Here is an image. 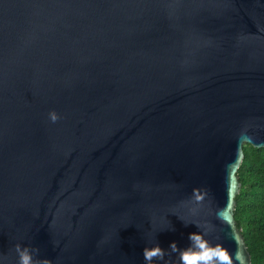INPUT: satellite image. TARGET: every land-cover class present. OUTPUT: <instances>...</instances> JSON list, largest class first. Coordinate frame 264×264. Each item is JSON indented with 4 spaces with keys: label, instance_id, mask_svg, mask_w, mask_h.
<instances>
[{
    "label": "water",
    "instance_id": "obj_1",
    "mask_svg": "<svg viewBox=\"0 0 264 264\" xmlns=\"http://www.w3.org/2000/svg\"><path fill=\"white\" fill-rule=\"evenodd\" d=\"M246 144L264 147V0H0V264L18 244L184 264L190 233L209 264H252Z\"/></svg>",
    "mask_w": 264,
    "mask_h": 264
},
{
    "label": "trees",
    "instance_id": "obj_2",
    "mask_svg": "<svg viewBox=\"0 0 264 264\" xmlns=\"http://www.w3.org/2000/svg\"><path fill=\"white\" fill-rule=\"evenodd\" d=\"M244 153L238 170L241 189L236 196L234 214L252 264H264V147L246 144Z\"/></svg>",
    "mask_w": 264,
    "mask_h": 264
},
{
    "label": "clouds",
    "instance_id": "obj_3",
    "mask_svg": "<svg viewBox=\"0 0 264 264\" xmlns=\"http://www.w3.org/2000/svg\"><path fill=\"white\" fill-rule=\"evenodd\" d=\"M51 119L55 121L57 119L56 115L53 113L51 114ZM174 230V228L170 229ZM190 240H195L197 242V246L199 250H187L182 253V261L184 264H198V262H204V264H209V262L212 259L213 256V250L208 248L206 244L202 241H200V238L198 235L190 233L189 234ZM175 241H172L169 246L174 247ZM162 249L159 246V243L153 244L149 243L146 244V246L143 249V257L145 261H150L154 256L159 255L161 253ZM16 252L18 255V264H48V262L40 261L35 259L38 250L31 248L29 246H21L16 245Z\"/></svg>",
    "mask_w": 264,
    "mask_h": 264
},
{
    "label": "snow or ice",
    "instance_id": "obj_4",
    "mask_svg": "<svg viewBox=\"0 0 264 264\" xmlns=\"http://www.w3.org/2000/svg\"><path fill=\"white\" fill-rule=\"evenodd\" d=\"M218 255H220L221 259H227V257H225L223 253H218Z\"/></svg>",
    "mask_w": 264,
    "mask_h": 264
}]
</instances>
